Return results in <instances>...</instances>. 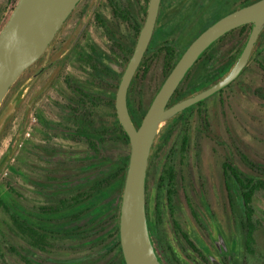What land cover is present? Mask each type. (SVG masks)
Masks as SVG:
<instances>
[{
  "label": "flooded vegetation",
  "instance_id": "1",
  "mask_svg": "<svg viewBox=\"0 0 264 264\" xmlns=\"http://www.w3.org/2000/svg\"><path fill=\"white\" fill-rule=\"evenodd\" d=\"M18 1L15 0V6ZM199 1L161 0L153 35L163 22L170 24L180 18L177 25H188L190 19L182 13L193 12L196 8L204 9L207 0H202V5ZM148 6L149 0H80L44 53L23 72L3 103L15 89L13 107L19 110L22 99L28 93L29 100L34 105H44L42 108L49 115L45 117L44 112L39 113L34 117L35 121L37 118L41 126L49 123L48 130L59 131L72 144H84L86 151L88 144L82 140L79 142L77 138L98 140L100 130L105 129L109 132L108 137L114 138L115 125L119 122L116 110L119 87L145 24ZM12 11L13 8H10L5 17V13L1 12L0 31ZM153 35L126 90V107L136 127L140 126L145 116L141 117L138 125L142 114L140 109L148 107L152 98L149 101L148 76L159 72L162 75L163 70L162 53L148 67L147 54ZM233 55L224 59L222 65H216V73L228 66ZM211 65L212 62L207 66V75L197 66L189 78L184 77L182 81L190 88L202 86L212 78ZM248 66L229 86L214 95H221L231 88ZM202 89L192 90L187 95ZM209 99L170 119L161 128L152 146L145 186L150 239L161 264H214L212 258L218 264H264V220L256 213L251 222L244 217V157L241 152L235 150L238 163L233 164L232 153L226 150L228 156L225 155V161L221 164L220 179L206 181L210 195L202 194L201 202L197 204L194 198L185 193V189V196L183 199L180 197L175 160L179 153L183 156L188 152L186 146L189 140L186 133L178 131L179 122L185 118L186 111L196 108L198 117L206 127V135L210 136L204 108ZM171 100L172 97L167 107L178 101ZM10 105H6L4 113ZM188 120L186 118L185 121ZM180 136L181 145L178 140ZM181 214L187 215L183 222ZM246 232L252 233L251 239H248Z\"/></svg>",
  "mask_w": 264,
  "mask_h": 264
},
{
  "label": "rangeland",
  "instance_id": "2",
  "mask_svg": "<svg viewBox=\"0 0 264 264\" xmlns=\"http://www.w3.org/2000/svg\"><path fill=\"white\" fill-rule=\"evenodd\" d=\"M200 1L198 3L202 5ZM244 1L248 0H207L204 9L201 6L202 10L196 8L193 12L182 13L190 19L188 25H177L180 18L170 24L163 22L158 25L152 46L172 41L177 50L181 51L204 29L225 14L237 10ZM14 7L15 0H0V16L2 12L5 17L7 11ZM226 44L227 48L238 46L233 37ZM262 63L252 59L244 74L231 88L221 95H213L207 101L204 108L210 136L206 135V127L198 117L196 108L187 111L185 118L180 120L178 131L186 133L189 140L186 146L188 152L183 156L179 153L175 160L182 199L185 196L184 189L197 204L201 202L202 194L210 195L206 181L220 179L221 164L225 161V155L228 156L227 149L232 153L233 164L238 163V150L248 156L256 168L260 166L255 176L264 174V96L261 98L257 93L264 90V70L260 68ZM160 80V72L148 76L149 101ZM28 95L22 99L18 110L13 107V89L0 109V163L6 160L0 174V264H113L111 242L109 246H99L93 242L83 244L78 239L61 241L60 249L40 251L29 247L12 231L8 209L14 210L17 206L20 210L35 214L37 208L49 201L50 197L55 199L70 193L69 188L80 185L81 179L73 173L67 174V170L73 169L72 166L87 154L84 144H72L59 131L44 129L37 118L35 121L34 117L44 112V105H34ZM9 103L11 105L4 113ZM8 115L10 117L6 119ZM43 115L49 117L47 111ZM186 118L189 120L185 121ZM178 140L181 145V136ZM49 147L55 150L52 158L44 155L45 149ZM243 171L244 174H251V166L244 162ZM50 176H55L56 180L46 183ZM253 206L256 215L264 220V191L255 194ZM185 216L181 214L182 222ZM11 248H16L20 256Z\"/></svg>",
  "mask_w": 264,
  "mask_h": 264
},
{
  "label": "water",
  "instance_id": "3",
  "mask_svg": "<svg viewBox=\"0 0 264 264\" xmlns=\"http://www.w3.org/2000/svg\"><path fill=\"white\" fill-rule=\"evenodd\" d=\"M80 0H19L0 31V107L19 77L46 50ZM161 0H149L145 24L119 87L116 110L129 137L130 158L125 179L119 233L126 264H161L148 230L145 207L147 165L161 128L173 117L229 86L247 67L264 31V0L239 8L209 26L184 51L154 97L139 127L126 107V90L151 41ZM252 24L234 65L208 88L189 94L167 107L176 88L199 57L230 31ZM6 160L0 163V174ZM214 264L218 262L212 258Z\"/></svg>",
  "mask_w": 264,
  "mask_h": 264
},
{
  "label": "trees",
  "instance_id": "4",
  "mask_svg": "<svg viewBox=\"0 0 264 264\" xmlns=\"http://www.w3.org/2000/svg\"><path fill=\"white\" fill-rule=\"evenodd\" d=\"M255 1L257 0L244 1L240 8ZM251 28L252 24L240 26L212 44L185 76L189 78V75L197 66L198 68L200 66L204 74L207 75V66L212 62L211 80L195 88H190V85L188 86L185 81H182L173 93L171 102L179 101L192 90L196 91L202 89L201 87L211 86L217 79L221 78L232 67L229 68L228 66L235 61L245 46ZM232 37L236 39L238 46L234 45L227 48L226 43ZM188 46L178 51L174 42L165 41L150 47L147 54L148 67L155 63L159 53H162L163 56L161 80L152 95L151 101ZM234 51L235 55H233ZM231 55H233V58L228 66L224 67L221 72L216 73V68L222 65L224 59ZM252 59L263 62L260 68L264 70V31L258 39ZM257 93L260 97L264 96V90L257 91ZM148 107L140 109L142 114L139 121H137L138 125ZM201 116L205 121V115L202 114ZM48 125L49 123L45 122L42 127L47 129ZM114 132V138L108 137L109 132L107 129L100 130L101 136L98 140L77 138L78 141L82 140L88 144V150L86 151L87 154L72 166L73 169L67 170V174L73 173L81 179L80 185L69 188L70 193L62 194L55 199L50 197L49 201L37 208L35 214L25 209L20 210L17 206L14 210L8 209L12 231L17 237L22 238L29 247L47 251L48 249H60L59 243L61 241L78 239L83 244L93 242L99 246H109L111 242L113 248L110 253H113L111 257L114 260L113 264H126L120 243L119 222L123 189L130 158V141L119 122L116 123ZM54 151L50 147L45 149V157H54ZM243 157L245 164L251 166L252 169L251 174H244L243 178L244 217L245 220L248 219L251 222L256 212L253 206V198L257 192L264 191V174L255 176V172L259 170L260 166L256 168L254 164H251L248 156L243 155ZM48 163L53 162L48 161ZM55 180V176H50L46 183H52ZM246 235L248 239L252 238L251 232H246ZM11 249L20 256L16 248ZM21 258L30 263L24 257Z\"/></svg>",
  "mask_w": 264,
  "mask_h": 264
}]
</instances>
